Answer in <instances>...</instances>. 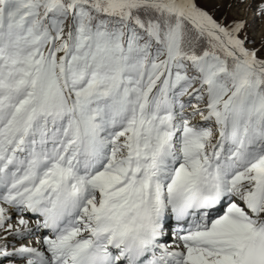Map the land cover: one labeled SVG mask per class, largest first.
Returning <instances> with one entry per match:
<instances>
[{
    "label": "snow or ice",
    "instance_id": "6c2138e0",
    "mask_svg": "<svg viewBox=\"0 0 264 264\" xmlns=\"http://www.w3.org/2000/svg\"><path fill=\"white\" fill-rule=\"evenodd\" d=\"M0 264H264V0H0Z\"/></svg>",
    "mask_w": 264,
    "mask_h": 264
}]
</instances>
